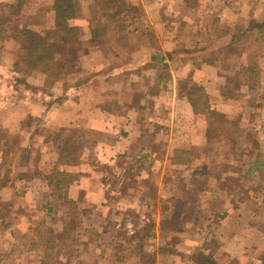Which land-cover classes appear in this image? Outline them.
<instances>
[{"label":"rangeland","instance_id":"1","mask_svg":"<svg viewBox=\"0 0 264 264\" xmlns=\"http://www.w3.org/2000/svg\"><path fill=\"white\" fill-rule=\"evenodd\" d=\"M77 1L82 4V11H86L90 21L97 18L96 4L100 0ZM238 1H242L241 4L232 5L229 10L224 6L223 0L209 5L207 11L204 9L205 5H201L199 9L202 7V12H206L202 17L195 15L194 20L196 0H187L183 6L169 7L165 16L173 38L182 40L180 43L191 46L194 39L203 41L200 46L195 47L194 54L185 57L189 56L194 61L216 60L219 73L226 80L230 77L237 79L235 85L229 84V87L233 86L230 97L226 96L228 81L223 83V100L220 102H212L207 93L211 108L226 117L222 119L224 122L215 119L218 122L210 130L209 121L214 118L207 113H199L207 120L204 145L194 148L186 146L172 152L168 151V147L156 135L148 133L146 139L150 142V148L156 152V159L161 162L156 163V169L150 170L144 178H136V174L131 171L126 172L124 178H119L124 170L122 167H125L124 160H118L117 164L122 168L118 170L113 165L104 166L94 162L93 132L77 128H70L65 132V135L75 138L83 137L84 151L88 154L85 158L89 164L97 166L96 170L106 173L110 184L108 202H104L109 204L106 211L98 210L85 199L75 201V207L79 208L76 219L79 227L71 228L67 235L62 228L65 225L62 211H57L55 215L42 211L40 208L45 201L36 200L30 190H26L27 185L32 183L30 178L33 173L39 171L46 174L55 169L54 154L45 155L44 152L40 163V149L46 141L52 140L56 131L44 127L39 130L41 122L32 118L26 121L30 131H0V150L4 151V159L0 162V187L5 184L9 188L0 195V264H42L41 260L46 259L48 242L41 238L43 236L47 239L49 235H52L55 247L49 252L51 257L47 264H178L174 258L170 262L168 257L171 252L181 255L182 258L178 260L180 264H211L202 262V258L208 255L217 262L213 256L217 259L222 255L220 241L224 235L221 230L224 228L227 234L228 231L242 232L239 243L232 242L236 250L240 249L238 247H241L242 241L245 240L248 244L246 258H243L242 263L238 257H230L227 264H264V43L256 41L257 30L245 32L252 19L264 18V0ZM53 4L54 0H9L0 3V45H8L9 49H13L20 43L10 39L11 36L16 39L20 36L23 45L25 32L52 27ZM240 8L244 10H240V14L235 13V9ZM230 12L239 14V19L232 18ZM144 13L145 9L142 12L139 7L134 8L131 15L139 18L128 19L124 25L142 28L140 17ZM224 17L226 19L222 20ZM150 23L153 29H157L156 20ZM205 27L207 30H200ZM141 37L140 35L138 38ZM151 43L158 45V38L151 36ZM141 60L142 58L136 61V66L141 64ZM240 65H252L260 71L259 79L253 82L250 89L246 87L247 82L241 81L243 76L240 75ZM47 67H38L33 77L39 79L40 75L54 69L58 73L56 67ZM155 70L151 68L148 83L139 82L136 78V91L150 88L152 92H156L154 87L157 85L150 79ZM159 70L169 76L168 69ZM15 73H9V76L22 78L19 72ZM192 83L183 82V89L188 90ZM216 83L218 88L220 82ZM9 88L11 90L12 87ZM205 89L207 92V88ZM203 103L206 104L205 100ZM144 120L147 129L152 130L158 128L156 126L166 125L168 116L160 117L161 122L153 116ZM230 120L238 122L237 132L231 127ZM230 132L235 133L229 135ZM51 150L53 149L49 153L53 152ZM181 159H186L187 163L183 164ZM190 167L194 172L193 178L189 176ZM162 170L175 177L171 179L175 186H188L191 182L194 185V194L183 191L184 194L182 192L181 197L177 198L182 202L193 200L192 207H189L191 209L187 211L188 207H185L182 217L189 219L191 224L194 223V227H166L168 219H164V216L176 197L158 194L159 174ZM122 198L129 200V203ZM16 214L22 215L21 218ZM159 216L162 220L161 229L157 225ZM181 233L182 238L184 237L182 244L179 241ZM185 235L190 236L185 238ZM196 235L202 238L198 245L194 244ZM157 238L162 241H157ZM157 252L164 255L160 261ZM217 263L226 264L221 261Z\"/></svg>","mask_w":264,"mask_h":264},{"label":"crops","instance_id":"2","mask_svg":"<svg viewBox=\"0 0 264 264\" xmlns=\"http://www.w3.org/2000/svg\"><path fill=\"white\" fill-rule=\"evenodd\" d=\"M126 1L128 7L126 11L127 20L139 18L131 15L134 8L139 7V11L141 9L142 12L145 9L142 16L139 14L140 19H142V28H130L126 25V29L111 31L110 38L105 45H94L90 41L91 21L86 11L83 10V15L73 20L74 26L76 24L78 26L80 24L84 25L82 27L75 26L80 48L79 59L76 62L75 70L66 75L60 76L54 69L52 72L48 70L44 75H40L42 76H39L40 80L36 79L33 75L35 76L38 67H53L52 65L41 64L30 74L22 75V80L16 76L11 77L9 73H15L16 64L24 54L25 49L21 45L22 38L19 36L16 39L11 36L10 39L20 43L18 47L13 49H9L8 45H0V131L3 129L9 132L30 131L26 121L32 118L41 122L38 127L39 130L44 127L57 132L59 128H77L82 131L93 132L95 134L93 144L95 148L94 162L104 166L113 165L114 169L117 168V170L123 168L124 174L132 172L136 174V178H144L156 169V163L161 162L156 159V152L150 148V142L146 139L148 133L152 132V136L156 135L168 147V151L172 152L177 148L186 146L194 148V146L204 145L206 142L207 120L201 117L200 114L195 113L194 107L187 96V90L182 87L183 82L188 83L191 81L202 84L207 88V93L210 95L212 102H220L223 100V83L227 80L219 73L216 60L194 61L189 56L185 57L194 54L195 47L200 46L203 42L200 41L201 39H194V44L191 46L185 45L180 43L182 40L179 41L176 37L173 38V32L167 27L165 16L168 8L173 5L183 6L186 3L185 0ZM215 1L217 0H196L194 20L195 15L202 17L208 6L215 3ZM3 2H9V0H0V3ZM223 2L226 9L229 10L232 5L241 4L242 1L223 0ZM254 2H257V0H254ZM201 5L202 7L205 5L204 9L206 11L202 12V7L201 10L199 9ZM235 10V13L240 14V10L244 9ZM231 13L234 12L229 14L232 18L239 19V14ZM224 15L228 16L226 13ZM256 16L257 14L254 15V17ZM225 19L226 17L222 18V20ZM155 20L158 22L157 29H153L150 25V22ZM196 25L194 28L197 27ZM205 29L206 27L200 30ZM140 35L142 37L138 38ZM151 36L158 38V45L154 46L151 43ZM226 38H229V36H226ZM109 41H112V43H109ZM224 44L228 43L224 42ZM140 58H142L141 64L136 66L135 63ZM151 68L156 69L150 78L153 80L154 85H157L154 87L156 92H152L150 88L136 91L137 87L134 86L137 85L136 78L139 82L148 83ZM161 68L169 70L168 77L160 73L159 69ZM216 81L220 82L218 88ZM9 87H12L11 90ZM246 87L250 89V86L247 85ZM136 95H139V97H136ZM149 116L156 117L159 122H161L160 117L168 116V122L165 123L166 125H159L156 126L158 128L148 130L144 125L146 121L144 118ZM50 149H53L51 150L52 153H49ZM84 149L85 146L81 150L79 163L57 164L60 156L59 143H55L52 138V140L46 141V144L41 146L40 163L43 160L44 152L45 155L51 154L53 156L54 154L55 168L62 170L70 180L64 186V196L74 201L88 200L98 210L106 211L109 204L106 205L104 202H108L107 195L110 191L108 177L104 171L96 170V165L89 164L85 158L88 154L85 153ZM3 159L4 151L0 150V162ZM121 159L124 160L125 167L119 168L117 163ZM46 174L39 171L33 173L30 178L32 183L29 186L27 185L26 190H30L36 200L45 201L40 209L42 211L46 210V213H48L46 205L51 198V192L45 179ZM170 175L172 174L162 170L158 182L159 195L176 197L171 202L167 215L164 216V219H168L166 227L169 229L194 227V223L191 224L189 219H183L182 217L185 207H188L187 211L191 209L189 207H192L193 200L183 202L177 200L178 197H181L183 191L186 194H194V185L191 182L188 186H175L171 182V179L175 177ZM193 175L194 172L190 167L189 176L193 178ZM15 187L13 186V188ZM7 190H9L7 186H1L0 195L7 192ZM123 200L127 204L129 203L126 198ZM17 216L21 218L22 215ZM160 218L159 216L157 225L161 229L162 220ZM179 218L181 219L179 220ZM63 226L62 228L65 230ZM225 231L226 228L221 230L224 234L222 241H220L222 255H219L217 259L215 256L213 258L217 262L221 261V263L227 264L230 257H238L242 263L243 258H246V246L248 244L244 240L241 247H238L240 249L236 250L235 245L232 243H239L242 232L233 233L228 231L227 234ZM165 234L167 235V232ZM178 235L180 236L179 233ZM182 236L181 233V237H179L181 244L184 238ZM188 236L190 235H185V238ZM199 237L198 235L194 236V244L201 243L202 238ZM160 240V238H157V241ZM170 255L168 257L170 262L174 258L180 264L178 260L182 258L181 255H177V252L175 254L171 252ZM163 256L160 255V252H157L159 261ZM255 257L256 255H254Z\"/></svg>","mask_w":264,"mask_h":264},{"label":"trees","instance_id":"3","mask_svg":"<svg viewBox=\"0 0 264 264\" xmlns=\"http://www.w3.org/2000/svg\"><path fill=\"white\" fill-rule=\"evenodd\" d=\"M187 2V0H185ZM97 18L91 20V37L90 41L94 45L103 46L110 38V32L117 28V30L126 29V17L125 12L127 10L126 0H100L96 4ZM54 24L50 28H44L42 30H29L23 34V47L24 54L20 57V60L16 64V71L19 75H28L35 70L41 64L52 65L58 69L60 76L71 73L75 70L76 62L79 59L80 48L78 46L77 32L73 25V20L82 15V4L77 0H54ZM257 30L256 41L264 43V18L262 20L252 19L245 29V32ZM244 32V33H245ZM235 40V36H233ZM258 69L252 65H242L240 75L243 76L242 82H247L249 86L259 78ZM237 79L233 77L228 78V86H226V96L230 97L231 85L237 83ZM240 82V81H239ZM228 90V91H227ZM187 96L190 99L194 107L195 113H207L211 118L209 121V128L213 130V126L216 122L215 119H219L220 122L226 116L225 114L213 110L208 100V94L205 86L193 82L187 90ZM206 102L204 104L203 102ZM204 105V108H202ZM219 117V118H216ZM232 128L237 132L238 122L230 120ZM70 128H59L56 134L53 136V141L59 143L60 156L57 164H77L80 162L81 150L83 148V137H74L72 135H65L66 131ZM235 132H230L232 135ZM185 164L186 159H181ZM180 161V162H181ZM45 179L50 189V200L46 205L49 214L62 211V219L65 224L64 233L67 235V231L71 228H78L76 219L78 218L79 208L75 207V201L71 198L65 197L63 193L64 186L70 182V180L64 175V172L59 168H55L52 172L46 174ZM5 186V184H2ZM52 234V233H51ZM46 240L47 251L46 259L41 260L42 264H47V260L50 256V251L55 247L54 241H52V235L41 238ZM34 245H37L34 243ZM202 262L218 264L212 259L211 256H204Z\"/></svg>","mask_w":264,"mask_h":264},{"label":"built area","instance_id":"4","mask_svg":"<svg viewBox=\"0 0 264 264\" xmlns=\"http://www.w3.org/2000/svg\"><path fill=\"white\" fill-rule=\"evenodd\" d=\"M124 175H125V174H124V172L122 171V172L120 173L119 178H121V177L124 178Z\"/></svg>","mask_w":264,"mask_h":264}]
</instances>
